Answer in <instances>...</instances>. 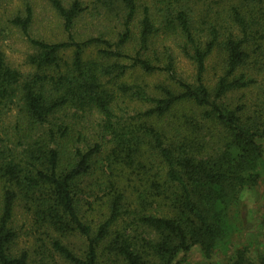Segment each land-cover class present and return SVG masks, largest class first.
Segmentation results:
<instances>
[{
    "label": "trees",
    "instance_id": "trees-1",
    "mask_svg": "<svg viewBox=\"0 0 264 264\" xmlns=\"http://www.w3.org/2000/svg\"><path fill=\"white\" fill-rule=\"evenodd\" d=\"M6 31L34 50L24 71ZM178 54L192 82L177 77ZM155 73L170 80L150 86ZM261 140L264 0H20L0 12V264L225 254L229 207L262 179ZM233 264L251 262L238 251Z\"/></svg>",
    "mask_w": 264,
    "mask_h": 264
},
{
    "label": "rangeland",
    "instance_id": "rangeland-1",
    "mask_svg": "<svg viewBox=\"0 0 264 264\" xmlns=\"http://www.w3.org/2000/svg\"><path fill=\"white\" fill-rule=\"evenodd\" d=\"M18 1L20 0H9L3 3L0 7V12L14 7ZM47 17L50 18V15ZM50 20L43 23L48 28L46 29L47 36L50 39H57L61 36L60 30ZM3 35L6 37L5 43L8 44L5 46V54L8 61L20 70H26L28 67L26 57L27 54L34 51L33 48H29L25 37H21L16 32L8 33L6 31ZM177 56V77L192 82L193 65L183 55L178 54ZM166 78L168 81L170 80L165 73H155L144 77L150 86L162 83ZM143 107H146V105H143ZM261 141L264 144V140ZM18 209L20 208L17 207L16 209L20 213ZM23 217V215L19 214L18 222H21ZM228 221L231 225L228 237L231 249L227 253L219 252L214 254L211 259L205 260L200 253L199 247L194 246L183 264H233L238 251L243 252V256L251 264H264V170L262 179L257 185L245 186L240 190L229 207ZM22 230L17 247H26L29 242L28 237L30 235L27 234L26 227ZM69 241L74 245L80 244L75 237L69 238Z\"/></svg>",
    "mask_w": 264,
    "mask_h": 264
}]
</instances>
